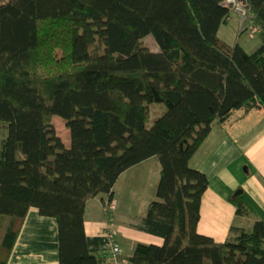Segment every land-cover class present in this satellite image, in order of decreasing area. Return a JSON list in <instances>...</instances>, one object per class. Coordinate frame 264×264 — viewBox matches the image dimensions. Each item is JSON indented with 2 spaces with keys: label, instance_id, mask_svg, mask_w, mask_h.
I'll use <instances>...</instances> for the list:
<instances>
[{
  "label": "trees",
  "instance_id": "16d2710c",
  "mask_svg": "<svg viewBox=\"0 0 264 264\" xmlns=\"http://www.w3.org/2000/svg\"><path fill=\"white\" fill-rule=\"evenodd\" d=\"M230 1L0 0V264L30 207L55 217L59 264H264L263 219L225 239L198 228L208 176L192 154L232 109H264V0H240L259 28L251 52L218 35ZM148 33L159 49L142 43ZM152 157L156 196L129 223L161 242L128 253L110 227L114 184ZM241 191L229 199L251 213ZM99 194L105 225L90 234L85 208Z\"/></svg>",
  "mask_w": 264,
  "mask_h": 264
},
{
  "label": "crops",
  "instance_id": "0c3cea01",
  "mask_svg": "<svg viewBox=\"0 0 264 264\" xmlns=\"http://www.w3.org/2000/svg\"><path fill=\"white\" fill-rule=\"evenodd\" d=\"M233 15L237 16V29L243 25L249 27L247 20L239 25V15L232 14L218 29V35L229 43L237 39L230 21ZM190 162L203 169L208 176V188L201 203L200 230L217 239H225L234 236L232 226L249 230L256 218L264 220V109L256 99L247 101L216 120L192 154ZM151 165L154 169L152 182H156L159 164L152 157L136 163L120 174L114 184L113 198L116 192L123 193L127 189H133L136 175L145 168H151ZM238 187H241L242 197L252 208L251 213L236 212L235 205L229 199ZM100 197L102 203L105 194ZM86 214L87 211L86 231L90 234L101 232L105 223L92 218L86 220ZM126 224L129 228L119 234L130 243L128 253L133 242L140 240L139 238L161 242V237L136 229L129 221ZM6 264H59L55 217L41 215L36 207H30Z\"/></svg>",
  "mask_w": 264,
  "mask_h": 264
},
{
  "label": "rangeland",
  "instance_id": "374dc122",
  "mask_svg": "<svg viewBox=\"0 0 264 264\" xmlns=\"http://www.w3.org/2000/svg\"><path fill=\"white\" fill-rule=\"evenodd\" d=\"M241 5L243 6L242 1L233 0V10L238 12V14L239 10L241 11ZM249 13L251 14V12ZM244 20H247V22L249 23V27L246 28L243 25L241 27L239 26V28L237 29V26L235 25V23H237L236 15H233L230 21L233 23L232 27L235 31V37H237L235 41H238L241 44L243 43L244 45H242L245 47V49L251 52L260 44L261 38L259 34L253 30V27H251V21H249L248 18H240V22H238L239 25H241ZM142 43L148 45L151 48L159 49V45L152 33H148L147 35H145L142 38ZM158 108L159 105L157 106L156 110ZM153 115H155V113L152 112V116ZM54 120L56 121V126L59 128V132L62 134L64 140L69 141V130L65 127V123L63 122V120L58 116H56ZM6 135L7 125L3 120L0 119V157H3L5 155L4 141L6 139ZM143 166L146 165L143 164ZM152 174H154V169L151 165V168H145L144 170H141L138 175H136L137 179L133 189H127L123 193L116 192L114 198L115 209L113 211V218L110 221V227L113 228V230L117 234H119L120 232H124L125 228H129V226L126 224L128 221H132L134 218L136 219L144 214L149 200L152 197L156 196L154 194V184L156 182H152ZM156 177L157 176H155V181ZM100 196L101 195L99 194L91 198L86 204V220L92 218L97 222H105V211L104 207L102 206L103 203H101ZM139 239L142 240V238ZM122 244L124 249L128 251L129 242L123 240Z\"/></svg>",
  "mask_w": 264,
  "mask_h": 264
},
{
  "label": "built area",
  "instance_id": "2783aa9c",
  "mask_svg": "<svg viewBox=\"0 0 264 264\" xmlns=\"http://www.w3.org/2000/svg\"><path fill=\"white\" fill-rule=\"evenodd\" d=\"M234 13H237V14H238V12H236V11L233 10V11H232V14H234ZM238 15H239L240 18H243V17L245 18V17H246V15H245V11H244V8H243L242 5H241V11L239 10V14H238ZM253 30H254V31H259V28H258L257 26H253ZM111 206L113 207V204H112ZM108 231H110V230H108ZM110 232H111V231H110ZM110 232H109V233H110Z\"/></svg>",
  "mask_w": 264,
  "mask_h": 264
}]
</instances>
